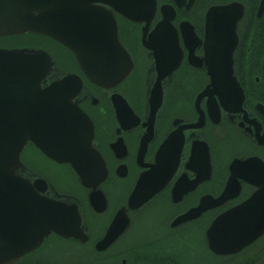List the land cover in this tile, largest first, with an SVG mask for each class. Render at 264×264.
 Wrapping results in <instances>:
<instances>
[{
	"label": "flooded vegetation",
	"instance_id": "obj_1",
	"mask_svg": "<svg viewBox=\"0 0 264 264\" xmlns=\"http://www.w3.org/2000/svg\"><path fill=\"white\" fill-rule=\"evenodd\" d=\"M140 2L116 8L104 3L133 63L129 75L114 86L92 83L63 45L51 42L68 61L50 46L38 47L51 56L58 71L78 76L86 89L78 106L93 125V146L107 171L98 187L104 206L91 205L90 191L79 184L69 165L57 164L27 144L21 161L28 171L56 194L82 205L85 238L52 233L12 264H258L264 259V233L234 252L231 245L236 230L246 231L250 225L247 217L264 220V192L253 215L220 220L264 189V0ZM223 8L229 11L214 13L213 22H208L211 11ZM117 9L129 12V17ZM209 44L235 45L215 50L220 65L214 73L221 71L222 56L231 50L226 65L243 93L241 105L230 108L218 97L214 103L207 98L197 103L210 84ZM16 45L22 46L13 48H32ZM65 63L69 65L63 69ZM162 68L170 77L161 83L163 103L144 145L149 99ZM197 108L203 118L199 128L194 127L200 119ZM180 128L184 143L179 164L148 203L129 210L128 199L145 166L155 163L161 144ZM201 143L208 148L207 156L203 151L197 155L203 165L191 164L193 146ZM247 160H252L247 166H236ZM57 170L70 172L72 180ZM103 241L104 250H99Z\"/></svg>",
	"mask_w": 264,
	"mask_h": 264
},
{
	"label": "water",
	"instance_id": "obj_2",
	"mask_svg": "<svg viewBox=\"0 0 264 264\" xmlns=\"http://www.w3.org/2000/svg\"><path fill=\"white\" fill-rule=\"evenodd\" d=\"M117 1V6L133 4V0ZM140 1V5H148V0ZM104 3L117 7L108 0H0V38L24 34L49 37L73 53L92 83L100 87L114 86L128 76L133 63L118 41L116 24L104 9ZM117 10L129 17V12ZM228 11L229 8L211 11L208 22H213L210 17L214 13ZM234 46L208 45L209 59H212L210 84L198 96V104L205 98L214 103L215 97L230 108L232 104L243 103V93L230 66L226 65L232 58L231 50L222 56L221 71L214 73L220 65L216 62L215 50ZM162 70L149 99L144 145L152 137L153 123L163 103L161 83L170 77H166L169 73L165 68ZM84 94L82 80L58 71L47 52L0 49V264H11L31 253L52 233L80 241L85 238L82 205L73 198L56 194L44 179L28 171L21 161L27 144L35 146L53 162L69 165L79 184L90 191L91 205L95 207L100 202L104 206L98 187L106 179L107 171L93 146V125L78 106ZM197 111L200 119L194 127L199 128L203 118L199 108ZM178 130L161 144L155 163L145 166L128 199L129 210L148 203L179 164L184 142L183 128ZM200 151L207 156L206 144L193 146L191 164L203 165V157L197 158ZM251 161L237 162L240 164L236 166H247ZM263 192L261 189L251 201L225 213L220 220L253 215L252 209L261 202ZM245 221L250 225L244 227L246 231L236 230L231 244L236 248L232 252L264 233V220L247 217ZM98 248L104 250V241ZM258 264H264V259Z\"/></svg>",
	"mask_w": 264,
	"mask_h": 264
},
{
	"label": "rangeland",
	"instance_id": "obj_3",
	"mask_svg": "<svg viewBox=\"0 0 264 264\" xmlns=\"http://www.w3.org/2000/svg\"><path fill=\"white\" fill-rule=\"evenodd\" d=\"M41 44L46 45V46H50L57 53L61 54V49L59 47H57L56 45H53L51 42H48L47 40H44V42H41ZM19 46H22V45H19ZM0 47L4 48V49H11V48H13L12 41L2 39L0 41ZM61 55H62V58L65 61H68V58H67V56L65 57V54H64V56H63V54H61ZM27 160L30 161V159H27ZM28 161H26V158H25V162H28ZM49 169H52V167H49ZM56 172L58 174H60L63 178H65L66 180H72V176H71L70 172H68L66 170H57Z\"/></svg>",
	"mask_w": 264,
	"mask_h": 264
},
{
	"label": "trees",
	"instance_id": "obj_4",
	"mask_svg": "<svg viewBox=\"0 0 264 264\" xmlns=\"http://www.w3.org/2000/svg\"><path fill=\"white\" fill-rule=\"evenodd\" d=\"M11 40L14 46H16L17 43H19V44H29L32 45L33 47H38V43L42 39L36 36H26V37L11 38Z\"/></svg>",
	"mask_w": 264,
	"mask_h": 264
},
{
	"label": "bare ground",
	"instance_id": "obj_5",
	"mask_svg": "<svg viewBox=\"0 0 264 264\" xmlns=\"http://www.w3.org/2000/svg\"><path fill=\"white\" fill-rule=\"evenodd\" d=\"M42 42H44V40H41ZM54 54V53H53ZM56 57V56H55ZM56 61V63H58V60H55ZM54 64H55V62H54ZM67 65H68V63H65V64H63L62 66H63V69H65L66 67H67Z\"/></svg>",
	"mask_w": 264,
	"mask_h": 264
}]
</instances>
